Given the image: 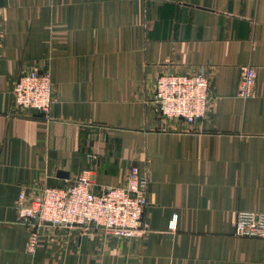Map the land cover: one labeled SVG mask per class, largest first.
Returning <instances> with one entry per match:
<instances>
[{"label":"crops","instance_id":"crops-1","mask_svg":"<svg viewBox=\"0 0 264 264\" xmlns=\"http://www.w3.org/2000/svg\"><path fill=\"white\" fill-rule=\"evenodd\" d=\"M0 44V264H264V238L236 235L239 211L264 212V0H0ZM243 65L258 68L248 99ZM33 67L52 73L51 122L14 103ZM200 67L208 115L157 116L155 76ZM133 165L148 179V231L45 225L27 250L21 191L84 172L100 191Z\"/></svg>","mask_w":264,"mask_h":264},{"label":"built area","instance_id":"built-area-1","mask_svg":"<svg viewBox=\"0 0 264 264\" xmlns=\"http://www.w3.org/2000/svg\"><path fill=\"white\" fill-rule=\"evenodd\" d=\"M1 47V44H0ZM2 56L0 53V62ZM258 88V68L241 66L238 96L254 97ZM13 98L16 107L35 109L42 119L51 122L56 101L50 69L33 67L22 72L15 82ZM212 78L200 67L187 73L160 72L154 78L149 104L157 116L182 120L189 126L204 119L213 103ZM148 179L133 165L126 180L119 185L95 191L89 172L72 179L65 186L44 187L39 193L20 192L15 206L21 218L30 223L27 250L39 246L40 229L45 225L67 229L102 230L108 235L130 239L146 232L144 215L149 203ZM174 225L172 221L171 226ZM236 235L264 238V212L241 210L237 214Z\"/></svg>","mask_w":264,"mask_h":264}]
</instances>
